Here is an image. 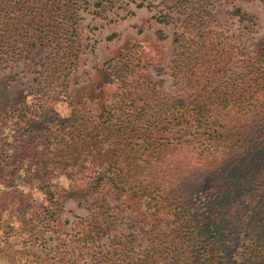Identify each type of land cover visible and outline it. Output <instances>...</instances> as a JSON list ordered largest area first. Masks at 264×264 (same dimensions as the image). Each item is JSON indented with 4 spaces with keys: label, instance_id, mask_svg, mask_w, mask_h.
Listing matches in <instances>:
<instances>
[{
    "label": "trees",
    "instance_id": "obj_1",
    "mask_svg": "<svg viewBox=\"0 0 264 264\" xmlns=\"http://www.w3.org/2000/svg\"><path fill=\"white\" fill-rule=\"evenodd\" d=\"M111 1L94 0V12ZM165 1L179 14L169 62L181 98L130 61L120 76L103 80L111 91L100 100L85 94L68 104L78 21L88 0H0V62L22 61L34 74L33 86L17 101L19 111L0 114V139L12 117L34 118L52 100L68 108L7 136L0 171L37 181L41 197L33 207L40 227L49 226L43 215L51 218L59 209L56 190L83 183L81 190L91 195L80 218L84 229L64 233L91 253L64 249L56 252L60 264H120L109 243L99 244L116 229L107 194L126 202L131 226L145 241L127 264H264V47L244 51L216 29L209 0ZM153 16L172 19L169 11ZM154 35L153 43L142 39L133 46L159 54L165 35L161 29ZM178 155L184 162L204 160L203 178L175 169ZM162 212L168 216L163 228ZM10 219L0 211V264H46L28 249L30 230Z\"/></svg>",
    "mask_w": 264,
    "mask_h": 264
},
{
    "label": "rangeland",
    "instance_id": "obj_2",
    "mask_svg": "<svg viewBox=\"0 0 264 264\" xmlns=\"http://www.w3.org/2000/svg\"><path fill=\"white\" fill-rule=\"evenodd\" d=\"M93 1L88 0L85 8L80 11L77 61L67 80L68 99L71 102L68 99H65V102L68 104L76 102L85 94L100 100L106 92L111 91V86L108 83L105 85L103 80L120 76L126 63L130 61H138L142 64L146 75L158 88L175 94L176 98H181V92L174 84L176 76L172 74L169 62L171 50L177 45L173 37L181 27L179 20L175 18L179 14L168 7L169 2L112 0L110 4L104 3L103 9L98 14L94 12L97 7L93 5ZM206 8L214 18L211 24L215 25L216 29L231 34L232 41L242 50L259 51L264 47V5L259 0H209ZM166 11L172 16L170 21L164 23L155 20L153 15ZM238 12L248 14L251 18L240 17ZM156 29H161L165 35L163 39L165 48L162 52L145 54L139 46L137 49L133 46L142 39L153 43ZM5 63L6 61L0 62V114L14 108L18 112L17 101L22 100L24 93L33 86L31 79L34 74L30 64L27 65L22 61L7 62V65ZM67 110L66 103L52 100V102L48 101L47 106L43 107L40 114L38 113L39 115L34 118L28 117L23 120L12 117L14 122L5 129V132L3 131L0 144L6 141L7 136L13 137L23 126H40L45 118L54 115L53 111L64 114ZM173 158L176 159L173 163L175 169L182 170L183 173L195 171V176L203 178L204 160L192 163V161H182L180 155ZM0 173L4 174L1 171ZM6 173L2 178L3 182L0 180V186L12 184L8 190L4 188L0 190V211L5 217L9 214L11 223H18L30 230L28 249L36 257L46 264H60V260L55 258L56 252L64 249L78 255L91 253L89 247H79L80 244L69 241L64 234L84 229L80 218L88 213L91 195L81 190L84 187L83 183L79 184V189L56 190L55 198L60 203L59 209L51 218L46 214L42 216L46 224L59 228L61 234L48 230L46 227L49 226L40 227L34 222L37 209L33 206L41 197L34 188L37 181L30 180L26 176H15L12 179L10 172ZM60 182L64 183V178H60ZM106 200L113 217L110 219L114 220L116 229L107 236L101 237L99 244L105 246L109 243L110 251L115 250L116 253L111 256L115 257L118 254L116 262L127 264L128 256L139 254L145 241L131 226L132 213L126 207V202L121 199L114 200L108 194ZM158 216L161 218V227H165L168 216L164 212L159 213ZM106 256L108 257L109 253ZM152 264L173 263L166 259L157 260Z\"/></svg>",
    "mask_w": 264,
    "mask_h": 264
}]
</instances>
